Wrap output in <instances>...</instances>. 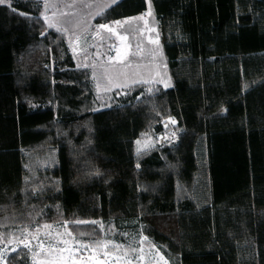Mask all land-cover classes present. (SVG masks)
I'll return each mask as SVG.
<instances>
[{
    "label": "trees",
    "instance_id": "trees-1",
    "mask_svg": "<svg viewBox=\"0 0 264 264\" xmlns=\"http://www.w3.org/2000/svg\"><path fill=\"white\" fill-rule=\"evenodd\" d=\"M148 2L169 86L110 98L43 0L0 4V245L50 226L131 256L150 244L170 264H264V0ZM167 119L174 139L137 149Z\"/></svg>",
    "mask_w": 264,
    "mask_h": 264
},
{
    "label": "rangeland",
    "instance_id": "rangeland-1",
    "mask_svg": "<svg viewBox=\"0 0 264 264\" xmlns=\"http://www.w3.org/2000/svg\"><path fill=\"white\" fill-rule=\"evenodd\" d=\"M114 1L43 0L42 18L48 28L65 34L78 67L90 69L98 96L110 98L113 91L123 92L136 84L148 90L164 87L168 84L169 70L161 46V28L148 0L143 13L118 20L126 23L97 22L95 18L99 13ZM100 25L109 28L102 29ZM171 121L165 120L163 133L141 138L137 149L174 139L177 130ZM85 245L90 247H83ZM18 247L26 250L30 264H170L161 251L150 244L148 256H131L117 253L105 241H81L60 228L48 227L25 232L14 241L0 245V264H7L8 253Z\"/></svg>",
    "mask_w": 264,
    "mask_h": 264
},
{
    "label": "snow or ice",
    "instance_id": "snow-or-ice-1",
    "mask_svg": "<svg viewBox=\"0 0 264 264\" xmlns=\"http://www.w3.org/2000/svg\"><path fill=\"white\" fill-rule=\"evenodd\" d=\"M6 2V0H0V4H3V3H5ZM150 14V13H149ZM141 19L143 18V17H140ZM127 21H125V22H120V21H117L116 23L117 24H122V23H126ZM49 26H51V25H49ZM100 28H102V29H107V28H109V26L108 25H100ZM109 31H111V29H109ZM169 85H165V87H168ZM172 123H175V121L174 120H172L171 121ZM137 143L139 144L140 143V141H137ZM145 146H147V145H145ZM93 223H95V222H93ZM45 227H50V226H45ZM66 243V242H65ZM25 247H28V245L27 244H25ZM83 247H85V248H88V247H90V246H88V245H85V246H83ZM103 247H107V245H103ZM118 247V246H117Z\"/></svg>",
    "mask_w": 264,
    "mask_h": 264
}]
</instances>
